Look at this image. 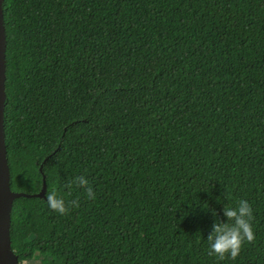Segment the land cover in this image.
Listing matches in <instances>:
<instances>
[{
	"label": "trees",
	"instance_id": "1",
	"mask_svg": "<svg viewBox=\"0 0 264 264\" xmlns=\"http://www.w3.org/2000/svg\"><path fill=\"white\" fill-rule=\"evenodd\" d=\"M18 263L264 264V0H2ZM41 168V169H40ZM88 178L96 198L66 188ZM44 180V181H43ZM242 199L254 240L209 255Z\"/></svg>",
	"mask_w": 264,
	"mask_h": 264
},
{
	"label": "clouds",
	"instance_id": "2",
	"mask_svg": "<svg viewBox=\"0 0 264 264\" xmlns=\"http://www.w3.org/2000/svg\"><path fill=\"white\" fill-rule=\"evenodd\" d=\"M73 187L81 189L88 199L96 198L88 178L84 175L74 176L66 185L69 192ZM43 199L49 209L60 215L66 214L69 207H79L80 203L78 199L66 201L55 190L45 192ZM223 213L227 222L214 224L212 233L207 237L209 255H216L220 260L226 256L235 259L240 254L242 244L254 240L253 209L248 200L242 199L234 207H224Z\"/></svg>",
	"mask_w": 264,
	"mask_h": 264
},
{
	"label": "water",
	"instance_id": "3",
	"mask_svg": "<svg viewBox=\"0 0 264 264\" xmlns=\"http://www.w3.org/2000/svg\"><path fill=\"white\" fill-rule=\"evenodd\" d=\"M1 5L2 0H0V264H19L18 256L11 250L10 247L9 229L10 214L13 201L19 197L43 198L46 192V185L45 182H43L41 190L36 194L14 192L10 189V174L6 159L5 136L3 128V111L5 102L6 41Z\"/></svg>",
	"mask_w": 264,
	"mask_h": 264
},
{
	"label": "rangeland",
	"instance_id": "4",
	"mask_svg": "<svg viewBox=\"0 0 264 264\" xmlns=\"http://www.w3.org/2000/svg\"><path fill=\"white\" fill-rule=\"evenodd\" d=\"M23 264H27L26 262H24ZM52 264H62V261H57V262H53Z\"/></svg>",
	"mask_w": 264,
	"mask_h": 264
}]
</instances>
